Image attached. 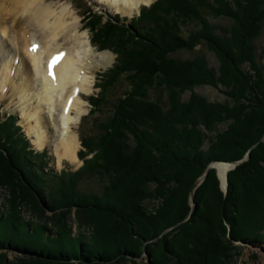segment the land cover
Here are the masks:
<instances>
[{
    "label": "trees",
    "instance_id": "1",
    "mask_svg": "<svg viewBox=\"0 0 264 264\" xmlns=\"http://www.w3.org/2000/svg\"><path fill=\"white\" fill-rule=\"evenodd\" d=\"M153 5L141 13L151 18H135L131 27L109 19L103 23L100 16L92 25L97 46L118 55L109 85H117L124 76L129 89L117 100L104 133L90 135L86 148L96 154L79 172L69 177L50 172L42 178L46 164L41 156L33 157L26 142L7 139V144L0 139V148L8 154L0 152V170L20 192L11 208L0 209V247L12 243L33 255L19 258L21 262L66 264L62 259L78 254L92 264H124L126 256L140 257L141 247L150 242L148 251L160 259L158 263L202 264L199 251L210 248L200 246L209 240L218 242V252L231 240L257 238L264 231L260 227V233L252 232L250 223L253 216H264V69L253 48L262 31L264 0H158ZM212 18H227L232 27L216 34ZM190 22L201 28L185 37L183 26ZM198 46L216 56L218 70L209 68L202 55L174 57ZM200 85L224 88L225 102L198 94ZM221 123L226 129L214 136ZM250 150V160L229 173L226 198L219 192L215 171L209 172L196 196V202L204 203V213L196 212L183 223L190 215L189 194L208 167L240 161ZM92 177L104 183L101 192L80 188ZM250 185L255 187L252 194ZM22 196L30 199L29 208L18 200ZM72 221L77 223L76 235ZM180 223L171 231L170 242L169 233L161 237ZM224 223L231 227L230 238ZM191 226L204 233H187ZM50 227L52 238L44 234ZM169 249L170 257L164 253ZM5 255L0 253V258ZM214 264H222V259Z\"/></svg>",
    "mask_w": 264,
    "mask_h": 264
},
{
    "label": "bare ground",
    "instance_id": "2",
    "mask_svg": "<svg viewBox=\"0 0 264 264\" xmlns=\"http://www.w3.org/2000/svg\"><path fill=\"white\" fill-rule=\"evenodd\" d=\"M97 2L130 16L153 0ZM0 34L7 37L0 45V88L4 94L10 89L12 101L24 105L20 115L26 133L37 149L50 148L59 167L63 161L77 163L81 141L76 129L88 114L85 97L95 90L96 73L114 64L115 54L96 50L70 3L0 0ZM60 54L51 71L49 60ZM216 168L225 188L232 166Z\"/></svg>",
    "mask_w": 264,
    "mask_h": 264
},
{
    "label": "rangeland",
    "instance_id": "3",
    "mask_svg": "<svg viewBox=\"0 0 264 264\" xmlns=\"http://www.w3.org/2000/svg\"><path fill=\"white\" fill-rule=\"evenodd\" d=\"M157 1L158 0H153V2L150 5L143 4L141 9L139 10V12H137V13L134 12L133 14H131L129 16V15H123L122 13H119V12H114L106 4H104V5L98 4L97 0H49V2H51V3L52 2H56L59 4L70 3L73 6L74 10L77 11L78 15L80 16V19L82 22V29H86L89 32V35L91 36L92 45L96 48V50L110 51L113 55L115 54L114 55L115 56V62L110 68H108L106 70L98 71L96 73V78H97L96 83L97 84L95 85V90L91 95L85 97L87 99V101H89V106H86L88 109V114L83 117L78 129H76L78 131V135L80 137L81 148L78 152V158H79L78 162L75 164L70 163L68 161H63L64 163H62L61 167H59L58 162H57V158L54 155H52V153L50 154V148L49 147L46 148L47 150L46 149L39 150L36 148V146L32 142L33 138H31L30 135L28 136V134L26 133V129H25L26 127L22 124L23 121L21 119L20 114L23 113V106L24 105L18 103L16 99L14 101H12V96L10 95L11 92H9L10 89H8L7 93L4 94L0 88V123H1L0 127H2L0 129V139L3 140V142L7 141V139L9 141L10 140L12 141L14 139L18 142H21L20 140H22V142H26L29 146V149H30L28 151L33 153V157L35 156L38 159V157L41 156L40 161H42V162H44V164H46V166L43 167V169L41 170L42 171L41 175H43L42 178H44L46 175H50V172L53 175L54 174H57V175L65 174V177H69L70 174H76V172H79L80 169L82 167H84L86 162L95 156V154H96L95 151L93 153H90V151L86 148V143L88 144L90 142L89 141L90 135H92L93 133H97V132H99V134L104 133L103 131H104V128L106 126L105 123L112 116V113L114 111V106L116 105L117 100L122 95H124L125 92H127L129 89V83L127 82L128 80L124 76H121V78L118 81L119 83L117 85L112 86V87L109 85V83H111V81L114 78V70L113 69H114L115 65H117L116 63H117L118 55L112 49L107 48V49L103 50V49H100V46H97V44L95 42L96 40H94V33L91 30L92 25L97 23V20L99 19L98 16H100L101 21L103 23H106V21L109 19V20H112V21L118 23L119 25H122L125 27H131L134 23V19L143 15V14L141 15L142 9L150 8V6H152ZM231 1H233V0H231ZM142 17L146 18V19L151 18L148 15H145V16L143 15ZM210 24L217 28L215 30L216 34H222L221 28L230 29L232 27V21L227 19V18H219V19L212 18L210 20ZM199 28H201L200 25H197L195 23L190 22L189 24L183 26L182 33L185 37H189V35H191L193 30H196ZM112 34L115 35L114 32ZM116 35H117V37L121 36L117 31H116ZM0 36H1L0 37V45H1L2 44L1 40L4 41L7 39V37L5 38L1 34H0ZM253 48H254V55L256 57V62L260 65V67L262 69H264V19H263L261 34L256 40L253 41ZM199 55H202L204 58H206V61H207L209 68H214L215 70H218V67H219L218 59L216 58V56L213 53L209 52L207 50V48L204 46H198L195 49V51H192V52L181 51L179 53H176L174 55V57L181 59V60H188V59H194L197 56L199 57ZM246 69H249V66H246ZM195 91L198 94L206 97L211 102L223 103L226 100L224 88H221V87L217 88V87H213L210 85H200L195 89ZM154 96L157 98L158 94L154 93ZM188 97H189V94L184 96V99L187 100ZM95 103H97L99 105V108L97 110H95V106H94ZM8 124H10L9 129L7 127ZM226 127H227V124H222V123L218 124L216 126V130L213 133V135L215 136L216 134L221 133L222 131H224L226 129ZM9 133L12 136V138H10V139L8 137ZM15 133L17 134L16 136H14ZM208 134L211 135V133H208ZM85 139H87V141ZM263 140H264V138H263ZM9 141H7L6 143L8 144ZM129 142L131 144L133 143L132 140ZM207 147H208V143L204 146V149H207ZM254 148H256V146ZM5 150L6 149L3 150L0 148V152H3V155L7 156L8 154L6 153ZM251 151L252 150H250L246 154V156L242 160H240L242 162L238 163L237 165L231 164V163H234L237 161H233V162L218 161V162H214L211 164V165L215 164L214 167L212 168V170L215 171L216 178L218 180V185H219L218 186L219 192L222 195V197L226 198V196L228 195V192H229V173H231L232 171L237 169L238 166L244 164L245 162H248L251 158L250 157ZM219 163H224V164L232 166V168L229 170L228 175H227V183H226L225 188L222 185L220 175H219V171L216 168V165ZM198 180H197V182H198ZM204 181L201 183V185L204 183ZM103 185H104V183H102V181L98 177H92L88 180L85 179L80 184V188L84 192H101V190L103 189ZM200 186L198 188L194 189L195 188V185H194V187L192 188V190L189 194L188 206L190 208V215L183 223H187V221L190 220L193 217V214H196V212H198L197 214L204 213V205H202L204 203L202 202V200H199L200 203L196 202V196H197V192H198V189L200 188ZM253 188H255V187H252V185H250V187L247 188V190L252 194ZM16 189L19 190L18 188H16ZM16 189H15L14 185L11 186L9 184V182H7V180L2 175V171L0 170V209H6L7 207L11 208V202H12L14 196H16V194L19 195V193H20ZM258 189L259 188H256L254 190V193H256L258 191ZM18 200L30 202L29 201L30 199L25 197V196L18 198ZM211 200L209 202L207 201V204L209 203L210 206L212 207L213 201H211ZM147 204H148V207H152V205H153L152 203H147ZM257 205H258V207H261L260 203H258ZM26 206H28V208H29L31 205L26 202ZM22 208H24V207H22ZM28 208L26 207V210ZM65 209L66 208H63V211H65ZM205 210L207 211L206 208H205ZM213 211H214V209H213ZM27 212H28V210H27ZM26 214L28 215V213H26ZM50 215L51 214L49 213V216ZM253 215H251L250 217H252ZM0 216H2L1 213H0ZM28 216H30V214ZM74 216L75 215L73 213L71 216L73 218V220L75 218ZM46 217H48V216L46 215ZM46 217H44V219ZM261 217L264 218L263 215H260L259 219H256L257 217L254 218V216H253V218L250 220L252 232H255L256 230L259 231L260 227L264 228V226L262 225L264 221L261 219ZM44 219H42V220H44ZM75 222L76 221H74V222L72 221V224L74 226L73 227V234L74 235H76V232H77V226H76L77 223H75ZM100 222H101V224H100L101 227L106 228V227H104L105 226L104 221L100 220ZM180 225H181V223L176 224L172 228L166 230L164 232V234H162L161 237H163L169 233L167 235L166 241L170 242V240H172L171 238L173 237L172 236L173 232L171 234V231H174ZM204 225L206 226V224H204ZM224 226L227 230L226 235H227V237L230 238L231 237L230 236L231 227L228 223H224ZM191 228H192V231H190L189 227L187 228V233L188 232L195 233L194 232L195 230L197 231V235H199L200 233H204V231H202V229H199V227H196V226L192 227L191 226ZM203 229H205L204 226H203ZM15 231H16V233L18 232L17 229ZM48 232H53L51 227L48 228V231L45 232L44 234L46 236L48 235L49 238H52L53 233L48 234ZM259 233H260V231H259ZM260 235L261 236H259L257 238H253V239L252 238H245L242 236V237H239L235 240H231L230 242H227L225 249H220L218 252L216 250V248H220L217 245L218 242L216 243L213 240H209L208 242L204 243V245L200 246V249H202L203 246L204 247L208 246L210 249L207 252L203 251V253L201 252V250L199 251V255H201V256H199V261H201L202 264H214L216 261L222 259V264H264V231H262L260 233ZM5 244L6 245L3 246V248L0 247V253L6 254L5 258L4 257L0 258L1 259L0 264H31L30 262H21V260L19 259V258H31L28 256H33V255L29 251L27 253L22 252L20 248L12 245V243H5ZM150 244H151L150 242H146L144 244V246L141 247L142 255L140 257H138V256H126L125 259H127L128 261L124 264H130L134 261H136L137 264H163V261H160L158 263V261L160 259L158 257H155L154 254H151L148 251V246ZM195 250H197V247L195 248ZM25 251H27V250H25ZM81 252H82V250H81ZM164 253H166V255L169 257L173 255V253H171L170 249L164 251ZM203 254H205V255L203 256ZM224 255H225V259L223 257ZM78 256H79L78 254L74 255L75 258H72L71 260H68L70 258H67L66 260H63L62 258H59V259L60 260L62 259V262H65L66 264H92L90 262L82 261V260H84L81 257L83 255H80V258ZM68 257H70V256H68ZM182 257H184V256H182ZM183 263H184V261H183ZM98 264H103V261H99ZM116 264H121V263H116ZM188 264H191V263H188Z\"/></svg>",
    "mask_w": 264,
    "mask_h": 264
},
{
    "label": "water",
    "instance_id": "4",
    "mask_svg": "<svg viewBox=\"0 0 264 264\" xmlns=\"http://www.w3.org/2000/svg\"><path fill=\"white\" fill-rule=\"evenodd\" d=\"M242 161H237V162H234V163H231V164H234V165H237L238 163H240ZM215 164L209 166L208 170L205 172V174L198 180V182L195 184V188H198L201 183L206 179L207 175L209 174V172L212 170V168L214 167Z\"/></svg>",
    "mask_w": 264,
    "mask_h": 264
},
{
    "label": "snow or ice",
    "instance_id": "5",
    "mask_svg": "<svg viewBox=\"0 0 264 264\" xmlns=\"http://www.w3.org/2000/svg\"><path fill=\"white\" fill-rule=\"evenodd\" d=\"M33 51L35 50V47L32 49ZM63 54H60V56H62ZM60 56L57 57H53V60L51 62V64H55L56 62H58V60L60 59Z\"/></svg>",
    "mask_w": 264,
    "mask_h": 264
}]
</instances>
